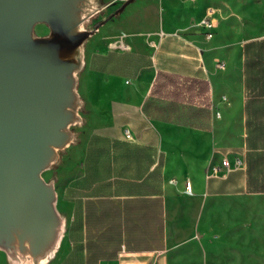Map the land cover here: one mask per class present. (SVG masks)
Segmentation results:
<instances>
[{
	"label": "crops",
	"instance_id": "1",
	"mask_svg": "<svg viewBox=\"0 0 264 264\" xmlns=\"http://www.w3.org/2000/svg\"><path fill=\"white\" fill-rule=\"evenodd\" d=\"M205 9L190 0H134L85 46L78 82L84 122L79 140L60 154L56 168L58 198L72 211L69 216L58 208L66 229L48 264H170V208L177 207L180 195L264 193L256 191L264 162L255 161L264 142L251 134L264 129L259 83L264 55H257L264 36L241 42L243 89L218 91L206 67V43L215 34L218 14L209 39L193 25ZM163 72L208 81L209 128L144 111L156 75ZM236 128L246 133L232 134ZM229 135L238 145L225 151ZM225 155L239 156L241 166L225 169L220 163ZM186 181L191 194L185 192ZM0 264H7L2 251Z\"/></svg>",
	"mask_w": 264,
	"mask_h": 264
},
{
	"label": "water",
	"instance_id": "2",
	"mask_svg": "<svg viewBox=\"0 0 264 264\" xmlns=\"http://www.w3.org/2000/svg\"><path fill=\"white\" fill-rule=\"evenodd\" d=\"M97 0H0V251L7 264H48L66 229L55 178L43 173L84 122L78 91ZM37 24L48 33L38 35Z\"/></svg>",
	"mask_w": 264,
	"mask_h": 264
},
{
	"label": "rangeland",
	"instance_id": "3",
	"mask_svg": "<svg viewBox=\"0 0 264 264\" xmlns=\"http://www.w3.org/2000/svg\"><path fill=\"white\" fill-rule=\"evenodd\" d=\"M99 1L102 7L85 24L88 29L109 17L125 0ZM190 1L202 11L212 6L218 14L215 34L206 43V67L210 80L217 81L218 91L242 90L241 42L264 36V0ZM188 21L195 22L193 19ZM34 31L45 35L48 27L37 24ZM217 60L224 61V70L215 66ZM80 113L83 116L84 113ZM72 128L78 133L80 126ZM233 131L231 133L235 135L236 131L246 133V130L237 128ZM225 140V151L236 149L238 141L233 135L226 136ZM53 173L54 170L50 169L43 173V177L51 179ZM177 204V207L170 208V264H264V193L193 198L182 194ZM57 207L71 215L72 209L65 208L59 198Z\"/></svg>",
	"mask_w": 264,
	"mask_h": 264
},
{
	"label": "trees",
	"instance_id": "4",
	"mask_svg": "<svg viewBox=\"0 0 264 264\" xmlns=\"http://www.w3.org/2000/svg\"><path fill=\"white\" fill-rule=\"evenodd\" d=\"M255 42L259 43L260 41ZM252 43L254 42L249 43V46ZM261 54L264 55V42L258 47L257 55ZM262 75L259 78L260 87H264V73ZM210 106L207 80L163 72L156 75L149 97L143 104V109L158 119L197 128H209ZM80 111L86 112L84 106ZM251 134L264 142L263 128L255 129ZM79 135L80 132L77 133L76 141L79 140ZM261 146L264 149V143ZM256 160L264 162V151L256 157ZM51 169L54 170L53 178L56 179V165ZM256 191H264V177Z\"/></svg>",
	"mask_w": 264,
	"mask_h": 264
},
{
	"label": "built area",
	"instance_id": "5",
	"mask_svg": "<svg viewBox=\"0 0 264 264\" xmlns=\"http://www.w3.org/2000/svg\"><path fill=\"white\" fill-rule=\"evenodd\" d=\"M215 14L216 11L213 7H206L204 15L193 25L198 26L204 30L205 38L209 39L212 36V30L215 27ZM215 66L219 69H224L225 63L224 61L217 60L215 62ZM215 116H219V112H215ZM124 136L127 139H131V133L128 129L124 130ZM242 164V159L239 156H234L232 159H229L227 155H225L221 161V165L227 169H235L240 167ZM185 192L188 194L192 193V187L190 181L185 182Z\"/></svg>",
	"mask_w": 264,
	"mask_h": 264
},
{
	"label": "flooded vegetation",
	"instance_id": "6",
	"mask_svg": "<svg viewBox=\"0 0 264 264\" xmlns=\"http://www.w3.org/2000/svg\"><path fill=\"white\" fill-rule=\"evenodd\" d=\"M98 3H99V5H100V1L98 0ZM101 6V5H100ZM102 7V6H101Z\"/></svg>",
	"mask_w": 264,
	"mask_h": 264
}]
</instances>
